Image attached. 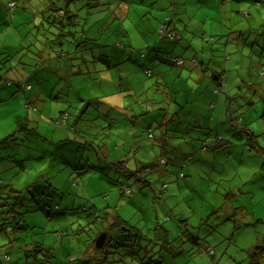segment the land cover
<instances>
[{
  "label": "rangeland",
  "instance_id": "374dc122",
  "mask_svg": "<svg viewBox=\"0 0 264 264\" xmlns=\"http://www.w3.org/2000/svg\"><path fill=\"white\" fill-rule=\"evenodd\" d=\"M10 1L0 0V47L2 44H11L10 49L0 54V67L5 53L9 51L13 53L29 46L30 50L36 53L45 46L46 36L42 28H33L32 23L35 24V21L42 18L43 14H38L42 7L45 8L50 3L52 6L58 3V0H12L15 5L10 7L7 5ZM83 1L88 0H78L77 5L80 6L81 2L83 4ZM98 1L89 2V9L83 5L77 16L79 18L80 15L83 16L84 20L71 25L72 30L79 32L83 29V24L85 25L86 34L83 37H86V40L81 47L96 44L92 40L94 37H96L95 42L105 44L99 48V51L96 50L94 61L88 59L81 66L80 69L86 71L84 75L71 77L70 73L69 81L72 86L66 92L68 107L65 101L53 100L52 108L48 106L39 108L34 106L32 98H25L24 95L32 97L36 93L41 96L43 86H52L49 80L58 81V74L38 63L36 57L35 62L38 64L37 66L35 64L34 68L22 69L17 65L14 72L9 73L12 79H16L21 72L24 73L29 85L25 94L17 85L0 81V140L2 137L6 138L3 148L6 154L15 151V155L10 157L15 166H10L0 174L6 192L5 198L9 196L8 192L17 191L24 205L20 210L22 215L16 214L15 221L19 217H22L23 221V215L27 214H24V211L31 204L27 194L34 191V199L40 201V204L34 203L37 211L31 210L35 216V226L28 224L25 219L24 223L21 222L24 229L10 239L13 243L0 247V264L3 254L4 257L8 254L10 262L14 264H251L248 251L254 245L264 243V73L260 74L261 69L264 70V32H262L264 6L254 2H250L254 4L245 3L243 7H246L248 12L243 16L234 8V2L224 0V4L219 8L220 11L216 12L214 9L205 11L211 17L206 20L205 25L201 24L202 27L213 19L218 24L217 30L206 32V35H203L204 27L202 28L198 22L194 19L188 21L190 28L196 32V37L199 35L209 44L220 46L213 52L212 50L206 52L200 49V45L204 43H201L199 38L173 40L166 36L160 37L155 26L160 23V19L164 21L166 14L174 17L175 15L172 10H160L163 9V4L157 0H127V4L108 0L105 6L101 5V0ZM108 7L110 12L108 21H105L102 8L108 9ZM187 9V13L181 11L176 16V23L182 30L183 22L188 19L184 13L189 17L192 12L189 6ZM202 20L205 21V18ZM102 28H106V31L100 32ZM124 30L127 35L121 33ZM239 30L244 31L237 34ZM259 31L260 35H257L256 32ZM231 33L241 37V41L226 42ZM79 36L83 38L80 33ZM190 39L194 42V50L188 49L183 44ZM122 40H130L136 47V53L128 50L129 54L122 51L123 54L115 55L120 51L116 43ZM175 45L182 46L184 52L190 51L197 62L203 63L204 66L213 68L223 65L224 68L222 75L219 76L223 79H219L218 82H222V90L224 89V93L229 96L224 98L220 109L224 119L219 118L220 100L216 97L219 95L213 93L211 101L218 103L216 115H213L214 119L211 121L206 118L203 126L192 129L193 146L196 149H188L185 140L189 137L184 133H176L174 137L169 134V137H172L169 140L172 141L173 148H169V152L164 153L162 147L165 136L160 139L158 136L149 138L152 143L154 142L156 149L150 152L148 159L160 157L163 153L168 157V163L164 166L152 167L151 171L140 179H135L134 175H129L112 165H107L105 170L99 171L97 164L92 165L94 161L84 169H79L80 167L73 169L71 158L75 151L71 146L70 169L66 167L65 159L61 158L66 155L60 145L59 148L53 146L48 149L46 143H37L43 151L49 153L45 154L51 158L50 164L49 161H37L44 155L33 152L34 158L32 157L30 151L35 148L33 144L30 146L26 144L22 148L21 153L26 160L20 159L17 153L18 146L15 143L22 129L18 128L21 124L20 120L27 112L36 114L37 110L43 109V112L40 111L34 119L35 123H39L38 130L41 133L50 132L51 128L52 131L55 130L51 119L57 117L63 109H68L72 115L67 122L69 125L76 120L74 114L80 115V111L84 110L86 105L90 104L94 115L97 114V110L102 114V110H106L109 105L125 99L116 92L119 87L125 89V75L130 79L141 75L142 83H146L144 89L142 85L140 88L139 82L135 85V93L138 95L133 96L134 100L154 99L153 101L160 103V97H163L160 94V87L149 89L150 86L155 85V78L148 77L141 67L155 66L154 54L160 57V51H163L164 55ZM226 45L229 46L227 51L221 47ZM123 46L124 44L121 47ZM160 46H164V50H160ZM140 48L146 50L143 58L137 54V49ZM232 54L235 60L238 59V64L230 65L232 59L229 57ZM172 55L182 54L175 49ZM100 59L104 64L110 65V68H105ZM183 59L186 60L184 63H187L191 57H183ZM128 68L133 69L126 72ZM168 70L171 85L185 88L188 82L185 83L183 78H179L181 68L176 66L172 72ZM70 71H73V66ZM182 75L187 76L184 72ZM110 78L116 81L110 82ZM203 84H212L208 73L205 74ZM205 113L210 114L208 109ZM84 115L83 119L88 118L86 117L88 114ZM237 118L239 121H236ZM104 119L100 116L101 121ZM92 121L81 120L80 124H74L77 130L71 132L73 136H76L79 130L90 133L87 136L89 147H84L90 152L94 141L93 135L97 130ZM243 126L247 127L255 137H249ZM156 127L157 124L153 126V131ZM218 136L228 140L229 143L207 152L201 148L203 143L210 146ZM107 149L108 154L110 153L107 157L111 159L123 153V151H115L113 144L107 146ZM137 156L143 159L142 156ZM174 161H179V168L175 169L177 172L174 173L177 180L172 176L165 178L160 176V171L165 167L167 170L172 168ZM23 162L25 167L21 168ZM42 165H44L43 169L40 168ZM187 169H192L191 174L187 173ZM80 170L90 172L86 171L89 174L88 181L84 175L82 176L87 182L84 188L81 187L82 180L78 177ZM184 170H186L185 174H183ZM164 174L166 175L167 172ZM139 181L142 183L146 181L147 184L142 186ZM163 183L167 188L163 189L162 198L157 194V190ZM126 185H129L131 190L129 194L121 190L122 186ZM73 197L78 198L76 202H70ZM92 203L95 206H92ZM115 216L126 221L134 229L128 231L110 227L109 224ZM6 221L14 222L11 219ZM184 221L187 222L185 225H183ZM101 233H106L107 254L103 256L101 252L91 253L93 247H96L95 240ZM31 239L40 242L41 246L45 243L51 249L32 251ZM90 246L91 250H88ZM206 247L212 248L213 251L207 252Z\"/></svg>",
  "mask_w": 264,
  "mask_h": 264
},
{
  "label": "crops",
  "instance_id": "0c3cea01",
  "mask_svg": "<svg viewBox=\"0 0 264 264\" xmlns=\"http://www.w3.org/2000/svg\"><path fill=\"white\" fill-rule=\"evenodd\" d=\"M116 1H119L123 4L128 3L127 0H116ZM157 1L163 4V9H160V10H165V11L172 10V13H174L175 15V17L173 15L171 16V18H173L172 19L173 22L171 21H169L168 23L164 22L167 18V15L169 14H166L163 22L160 19V23L155 26V30L157 29V33H159L158 31L159 28H161L162 25L166 24L167 25L166 29L171 30V29L176 28L180 32L182 36L181 38L182 40H184L187 37L189 38L191 37L192 39L199 38L200 42L204 43L202 46L200 45L201 50L203 49L206 52L208 50H212L213 52L215 49L220 48V46H215V44L213 43L211 45L208 42L204 41L205 39H202V37L200 38L199 35L196 37L195 36L196 32L190 28V24L188 21H191V19H194L202 27L201 24L205 25V23L207 22L206 20H208L209 17H211L205 11L207 9H214L216 12L220 11L219 8L222 6V4H224V0L221 2L220 0H157ZM229 1L230 3L234 2L233 3L234 8L238 10L239 14H243V16L246 15L245 12L246 13L248 12L246 7H243L245 3L246 4L247 3L248 4H254V3L262 4L264 6V0H228L227 2ZM250 2H254V3H250ZM188 6L190 10H192L189 17L186 14L188 10L187 9ZM102 11L104 12L103 18L105 17V21H108V14L110 12L109 7L108 9L102 8ZM181 11L186 12L184 14L186 16V19L188 18L185 22H183V27H184L183 30L179 26V24L176 23V16ZM202 13H203V16H201ZM203 18H205V21L202 20ZM262 21L264 22V20ZM106 25L108 26L107 23ZM112 25H114V23H112ZM217 29H218V24L215 21V19H213V21H210L204 27L205 32H203V35H206L207 34L206 32L209 33ZM99 31L105 32L106 28H102V30L100 29ZM240 31L243 32L244 30H239L237 34ZM121 33H125V35L128 34L125 30L123 32L121 31ZM259 33L260 31L256 32L257 35ZM94 38L96 40V37ZM240 39L241 37L237 36L236 34L233 35L231 33L227 37L226 42H229L230 40L232 42L239 43L241 41ZM161 40L162 38H160V41ZM106 43L108 42L106 41ZM193 43L194 42L190 39V40L184 41L183 44L184 46L188 47V49L192 48V50H194ZM101 44H105V43L100 42V45ZM122 44H124L123 47H121ZM116 46L120 49L119 54L117 52L115 54L117 56H119L120 54H123L124 51L126 52V54H129L128 50L136 53L135 52L136 47H134L135 45L132 42H130V40L129 41L122 40L120 43L117 42ZM148 46H151V45H148ZM221 47L225 51H227L229 48V46L227 45L224 47L223 46ZM10 48H11V44H7V45L2 44L0 47V54L3 53L4 50H8ZM142 49L144 48L137 49V54L139 55V57L143 58L144 56H141L139 53L140 50ZM175 49L179 50L180 54H182V55H179L180 57L182 58L191 57V59L187 63H184L185 65L184 64H182V66L175 65L174 63H172L170 59L166 58V55L168 54L172 55ZM160 50H164V46L162 47L160 46ZM144 52L146 55L145 49H144ZM162 52L163 51H160V57L159 55L154 54L155 66L150 67L149 65L146 67H141V70H143L144 68V71H143L144 73H146V69L150 70L149 74L146 73L148 77L155 78V85L150 86L149 89H157L155 87H158L159 89L160 87V94L163 95V97H160V103L153 101L154 99H147L146 101H143L142 99L134 100L133 96L138 95L135 93V85L139 82L140 88L142 85L144 89V85H146V83H142L143 80L140 78L142 77L141 75L139 77H135L132 79H130L129 77H127V75H125V89H123L122 87H119L118 91L116 90V92H119L121 97L122 98L125 97V99L123 101H118L117 104L109 105L106 110H102V114L96 109L97 114L94 115L92 112H88L89 109L86 110L85 109L86 106H85L84 110L80 111L81 112L80 115L74 114V117L76 118V120L75 122L72 123V125H69L67 122L72 115L70 114L68 109H63L59 112L57 117H54L53 119H51V121L55 122V120L59 118L58 120L61 122L60 124L53 123V125L55 126V130L52 131V128H51L49 129L50 132L46 131V132L41 133L38 130L39 123L38 122L35 123L34 119H35V116H38L40 114V111L43 112V109L37 110L36 114H32V112L31 113L27 112L25 114V117H22V119L20 120L21 124L19 125L18 128H22V129L19 134V138L17 139L15 143L18 146L17 153H19L20 159L26 160L21 153L22 148L26 144H28L29 146L30 144L31 145L33 144L35 148L30 151L32 152V157H33V152L36 154L44 155V157H39L37 161L38 162L49 161V164H50L51 158L45 154L48 152L43 151L42 147L40 148L37 144L40 142H44L46 143L45 145H48V149H51V147L53 146H56V147L58 146V148H59V145L61 146V150L64 151L66 155V157H61V158L65 159L64 163L66 167L69 169L71 167L70 166V162H71L70 161V158H71L70 146H71L74 148V151H75V153L73 154V158H71L73 162V169L74 168L77 169L79 167H80L79 169H84L87 166H90L89 163L94 161L95 163L94 164L92 163V165L95 166V164H97L96 167H97V170L99 171L105 170L106 169L105 167L107 165L109 166L112 165L115 168L117 167L119 169H122L123 172L127 170L128 171L127 173L129 175L131 174L130 172L139 171L140 174H143L145 176L150 171L149 170L145 171L146 173L144 174L143 172L145 170L144 167L148 165L149 163L157 161L159 158V157H154V158L152 157L151 160L148 159L150 156V152L156 149L154 142L152 143V141H150L149 138L153 139L154 136L155 137L158 136L160 139L164 135L165 141L163 142V147H162V152L164 153V152H169V148L170 149L173 148L172 141L169 140V138L174 137L176 133H180V134L184 133V135L189 137L188 139L185 140V143H187L189 147L188 149L194 148L193 146L194 135L192 134V129H196L198 127L203 126L205 124L206 118H209L212 121L214 119L213 115L214 114L216 115V109H217L218 103L211 101L213 97V93L219 95V96H216L220 100V108H218L219 118L224 119V114H221L220 109L223 105L224 98L225 97L227 98L229 96L224 93V89L222 90V86H221L222 82L220 81V83H218L219 79L222 78L219 76L222 75L224 68H223V65H220L219 67L213 66V68H211L210 66L208 67L204 66L203 63H199L197 62V60L193 61L194 60L193 58L196 59V57L193 54H191L190 51L184 52L182 46L175 45L174 47H172V50L170 52H166L164 53V55L162 54ZM234 57L235 56L233 54L229 57L230 59H232V61L230 62V65L238 64L239 62L238 59L235 60ZM158 64L160 66H158ZM162 64L167 65V66H164ZM176 66L177 68H181L179 72L180 73L179 78H183L186 81L185 83L188 82L185 88H180L178 87V85H171L170 83L171 78L169 79L168 77V71H169L168 69H170V71L172 72L173 69L176 68ZM132 69L133 68L131 69L128 68L126 72H128V70L132 71ZM80 71H84V70H80ZM11 72H14V69H11L8 71V73H11ZM183 72L187 76H183L182 75ZM262 72H264V70L261 69L260 74H263ZM207 73L210 76L212 84H203L205 74ZM165 78H167L169 81H166ZM112 80L113 78H110V82ZM113 81H116V80H113ZM49 83L52 86L50 85L43 86L42 87L43 91L41 92V96L39 93L32 95V97L34 98V106H37L39 108L41 107L43 108V106H48L52 108V101L53 100L59 101L58 98L53 96L56 91V90L54 91L55 86H54L53 81L49 80ZM216 87L217 89L215 90ZM128 90L129 92H127ZM136 90H138V88H136ZM188 93L189 95H187ZM49 101H51V103H49ZM83 101L85 102V100ZM60 102H63V101H60ZM108 108H110V110H108ZM207 109L210 112V114L205 113V110ZM33 110H35V108ZM66 112L68 116L67 118H64V115L61 116L63 113L66 114ZM84 114H88L86 115V117L88 116V118L83 119L82 117L85 116ZM100 116H103L105 118L104 121L100 120ZM178 117L180 118L178 119ZM94 119H97V120H94ZM81 120H88V121L93 120L92 122L93 124H95L94 127L97 128L96 132L93 135L94 139L92 138L94 140L92 141V145H91L93 152L92 150L90 152L84 149V147H89L87 146L86 143H88L87 136L90 133L84 130L82 131L79 130L78 133H76V136H73L71 133L73 130L75 131L77 130V127L74 126V124H80ZM155 124H157V127L155 131H153L154 129L153 126H155ZM25 128H27V130ZM150 130H151L152 136H148V132ZM25 132H27V134H24ZM169 134L172 137H169ZM210 134L211 132L209 131V135ZM13 135H15V133ZM72 137H75L76 139L74 140ZM218 138H220V136H218ZM77 139H83V140H81L82 141L81 142V141H78ZM5 140L6 138L4 137H2L0 140V143L3 145V146L0 145V174L3 171L9 169L10 166H15L13 161L10 159L12 155H15V151H13L12 154H6V152L3 150ZM72 143H76L77 145L75 146ZM228 143L229 141L227 143L220 144V145L222 146ZM111 144H113V149L115 151H123V153H119L118 156H115L113 159L107 157V155L109 156L110 154V153L108 154L107 146H111ZM220 145H218L216 142H213V143L211 142L210 146H207V144L203 143L201 145V148L205 149L207 152V151L220 147ZM194 149H196V147ZM163 153H161L160 156H162ZM137 155L142 156L143 159H141ZM43 164L45 165V163ZM178 164H179V161H174L172 168H169L168 170L166 169V167L163 168L160 171V174H161L160 176H164V178L165 176H172L174 179H176L174 173L176 174L177 172L176 170H178L179 168ZM44 165H42L40 168L43 169ZM24 167L25 165L21 166V168H24ZM86 171H81L78 173V177L80 178V180H82L81 182L82 188H84L87 185V182L83 179L82 176L84 175L88 181V176H89L88 173H90L89 171H87L88 173ZM191 171L192 169H187L188 174H191ZM165 172H167L166 175L164 174ZM185 172L186 170L183 171V174H185ZM115 175L116 174H114V176ZM135 179L137 178L135 177ZM140 183L142 186L147 184L146 181L144 183L142 182ZM177 184L179 185L178 188H180L181 185L179 184V181L177 182ZM161 186L158 187L160 189L157 190V194H160L159 197L163 195V191H164L163 189H165V187L167 188L166 184L164 183ZM153 192L156 193V191H153ZM92 196H95V195H92ZM77 199L78 198L73 197L71 198L70 202H76ZM89 200L91 201V199ZM223 203H225V201H223ZM92 206H95L94 203H92ZM33 211H37V210H33ZM33 211L29 210L27 214L23 216V218L27 220V223L30 224L31 226H35L34 225L35 216L33 213H31ZM31 226L29 227L32 228ZM16 234L18 233L17 232L11 233V237H14ZM10 239L12 238L9 237V241H8L9 243L6 242L8 243V245L13 243V241ZM5 241H6V237L1 236L0 237V247H3L2 245L6 244L4 243ZM31 241L33 243L32 249L34 250L38 249V241H34V239H31ZM42 246L43 247L41 249L43 250L46 248L51 249V247L48 248L45 243ZM88 250H91V246ZM49 251L50 250H48V252ZM4 255L5 254H3L2 259H4ZM8 261L10 262L11 259L9 258ZM10 263L14 264L12 262ZM1 264H3V262H1Z\"/></svg>",
  "mask_w": 264,
  "mask_h": 264
},
{
  "label": "trees",
  "instance_id": "16d2710c",
  "mask_svg": "<svg viewBox=\"0 0 264 264\" xmlns=\"http://www.w3.org/2000/svg\"><path fill=\"white\" fill-rule=\"evenodd\" d=\"M77 1L78 0H58L57 4H54L52 6V4L50 3V5H48L47 7L45 8L42 7L39 10L38 14L40 15L43 14L42 18H40L38 21H35V24L33 22L32 27L33 28L36 27L37 29L42 28L43 30L42 32L46 36L45 46L37 50L36 53H34V51H31L29 46L22 47L13 53L11 52L5 53V56L2 59L3 62L0 67V81L3 80V82L5 81L4 83L6 84L17 85L19 90L23 94H25L26 89L29 86L26 82L27 77H24V73L21 72L19 76L17 75L16 79H12L9 77L8 71L16 68L17 65L20 66V68L22 69H26L27 67L34 68L35 64L37 66V64L40 63L42 65L49 67L53 72L58 74V81H53L54 86H56L55 84H57L54 91L56 90L55 92H58V93L57 94L54 93L53 96L58 98L59 101H63V102L65 101V103L69 105L68 104L69 100L67 101L66 99V92L72 86L71 82L69 81L70 73H71V77L74 75H78V74L84 75L86 71H80L81 66H83L85 61L88 59H90V61H94L95 60L94 58L96 57V52H97L96 50L99 51L100 50L99 48L103 47V44L100 45V43L95 42L96 41L95 38H92V40L96 44L87 45V46L84 45L81 47V45L84 43V40H86V37H83V35L86 34L85 25L83 24V27H82L83 29L80 32L79 30L77 31H75L74 29L72 30L71 25L75 24L76 22H80L81 20H84L83 16L80 15V18L79 16H77V12L83 5L84 6L86 5V8H87L90 5L89 2L93 0H88L87 2L83 1V4L81 2L80 6L79 4L77 5ZM101 1H102L101 3L102 6H105L108 3V0H101ZM12 2L14 3V1ZM78 18H79V21H78ZM172 19L173 18H171V16L169 17V15H167V18L164 22L165 23H168L169 21L173 22ZM169 31H176L179 34V38L178 39L176 38L173 40H179L182 38L180 32L176 28L171 29V30L165 29V31L162 32L161 35H160V32L158 34L161 37H165V36L169 37L167 35ZM79 33L82 34L83 38L79 36ZM80 39H83V40H80ZM139 53L141 56H145L144 49L140 50ZM168 55H171V54H168ZM35 57L38 63L35 62ZM193 59H194L193 61L196 60L195 58ZM100 61L102 62L101 59ZM92 64H94V62ZM109 64H110V61H109ZM71 66H73L72 72L70 71ZM104 67L110 68V65L104 64ZM33 70L31 72H33ZM216 89L217 87L215 88V90ZM24 96L26 99L32 98V100L34 101L33 97H28L26 95ZM89 107H90V104L89 106L86 105V110L89 109L88 112H91V109ZM237 120L239 121L238 118L236 119V121ZM25 129L27 130V128ZM247 129H248L247 127L244 128L243 126V130L246 131L249 137H255L254 135H251V132ZM24 134H27V132H25ZM215 142L218 145H220V144L227 143L228 141L224 140L221 137L220 138L217 137ZM87 145H89V143H87ZM253 147H255V145H253ZM160 158H164L165 162L159 163ZM166 162H168V158L167 156L162 154V156H160L157 161L146 165L144 167L145 170L143 172L145 174L146 173L145 171H148V170L151 171L152 167L165 165ZM23 165H25V162L23 163ZM124 172H128V171L125 170ZM130 173L134 175L137 179L144 177V175L140 174L139 171H134ZM32 186L33 188L35 187L34 184ZM8 195L9 196L5 198L6 192L4 190V185H2V181L0 180V233H2L3 236L6 237V240H9V237L13 238L11 237V233H14V232L20 233V231L24 229L21 226V222L24 223V218H23V221H22V217L21 218L19 217L15 221V215L16 214L22 215L20 210L24 208V205L20 201V198H19L20 196L17 195V191L8 192ZM27 195H28L29 202L31 201V204L29 205V207H27L26 211H24V214L27 213L29 210L36 209L34 208V203L40 204V201H36L34 199V196H35L34 191L33 193L27 194ZM16 204L18 205L15 206ZM6 219H11L14 222H8V221L5 222ZM109 226L114 227L116 229L118 228V229H124L128 231H131L132 229H134L126 221L120 219L118 216L113 217L112 223H110ZM6 244H3L2 246ZM39 244L41 243L38 242V249H41L43 246ZM33 250L34 249H32V251ZM100 252L102 253V256L107 254L105 251V243L101 247H93L92 254H97ZM28 255H30V253ZM6 256L7 257H4V259H1V261L3 263L6 262L7 264H11L8 261L10 258L9 255L6 254ZM248 259L251 264H264V243L254 245L252 249L248 252ZM101 260L104 261V259H101Z\"/></svg>",
  "mask_w": 264,
  "mask_h": 264
},
{
  "label": "built area",
  "instance_id": "2783aa9c",
  "mask_svg": "<svg viewBox=\"0 0 264 264\" xmlns=\"http://www.w3.org/2000/svg\"><path fill=\"white\" fill-rule=\"evenodd\" d=\"M9 6H14V3L12 2V1H10L9 2ZM166 26L167 25H162V27L161 28H159V32L160 33H162V32H164L165 31V29H166ZM167 35L170 37V38H172V39H178L179 38V34H178V32H176V31H169L168 33H167ZM166 58H168V59H170L171 61H172V63H174L175 65H178V66H180V65H182L183 63H184V60L182 59V58H180V57H178V56H175V55H166ZM146 73L147 74H149L150 73V70L149 69H146ZM262 73H264V72H262ZM64 115V118H67L68 116H67V113L65 114H63ZM62 115V116H63ZM59 119V118H58ZM55 120V122L54 123H56V124H60L61 122L59 121V120ZM148 136H152V134H151V130L148 132ZM165 161H164V158H160V160H159V163H164ZM122 192L123 193H126V194H129L130 192H131V190H130V188H129V186H122ZM187 222L186 221H184L183 222V225H185ZM209 249V250H208ZM206 251L207 252H212L213 251V249L212 248H207L206 247ZM7 257V256H6Z\"/></svg>",
  "mask_w": 264,
  "mask_h": 264
},
{
  "label": "water",
  "instance_id": "95a60500",
  "mask_svg": "<svg viewBox=\"0 0 264 264\" xmlns=\"http://www.w3.org/2000/svg\"><path fill=\"white\" fill-rule=\"evenodd\" d=\"M106 239V233H101L98 235V237L95 240V246L96 247H101L105 243Z\"/></svg>",
  "mask_w": 264,
  "mask_h": 264
}]
</instances>
